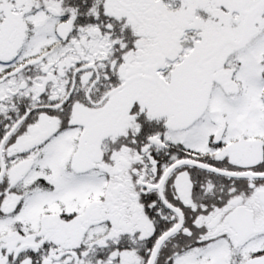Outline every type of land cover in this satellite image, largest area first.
Instances as JSON below:
<instances>
[{
	"label": "snow or ice",
	"instance_id": "1",
	"mask_svg": "<svg viewBox=\"0 0 264 264\" xmlns=\"http://www.w3.org/2000/svg\"><path fill=\"white\" fill-rule=\"evenodd\" d=\"M0 264H264V0H0Z\"/></svg>",
	"mask_w": 264,
	"mask_h": 264
}]
</instances>
